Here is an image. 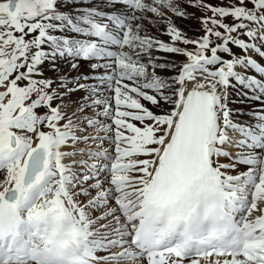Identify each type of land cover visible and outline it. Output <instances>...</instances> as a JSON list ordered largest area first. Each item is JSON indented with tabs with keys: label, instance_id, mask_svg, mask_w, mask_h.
Listing matches in <instances>:
<instances>
[{
	"label": "snow or ice",
	"instance_id": "snow-or-ice-1",
	"mask_svg": "<svg viewBox=\"0 0 264 264\" xmlns=\"http://www.w3.org/2000/svg\"><path fill=\"white\" fill-rule=\"evenodd\" d=\"M253 54L264 0H0V264H264Z\"/></svg>",
	"mask_w": 264,
	"mask_h": 264
},
{
	"label": "bare ground",
	"instance_id": "bare-ground-1",
	"mask_svg": "<svg viewBox=\"0 0 264 264\" xmlns=\"http://www.w3.org/2000/svg\"><path fill=\"white\" fill-rule=\"evenodd\" d=\"M102 2H103V0H92L93 4H102ZM65 10H69V9H65ZM177 23L182 24V26H184L187 30H189L190 34H191V30L194 29V27L196 26V22L195 21H177ZM234 51L239 53L240 50L239 49H234ZM160 55H163V54L161 53ZM253 55H254L255 59H257L261 63H264V60H261V58L258 55H256V54H253ZM173 58H175V57H173ZM233 98H235V93H233ZM231 150L235 151V149H231Z\"/></svg>",
	"mask_w": 264,
	"mask_h": 264
},
{
	"label": "rangeland",
	"instance_id": "rangeland-1",
	"mask_svg": "<svg viewBox=\"0 0 264 264\" xmlns=\"http://www.w3.org/2000/svg\"><path fill=\"white\" fill-rule=\"evenodd\" d=\"M105 146H107V145H105Z\"/></svg>",
	"mask_w": 264,
	"mask_h": 264
}]
</instances>
